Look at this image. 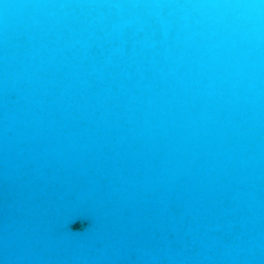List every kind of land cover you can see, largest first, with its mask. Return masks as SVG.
I'll use <instances>...</instances> for the list:
<instances>
[{"label": "water", "instance_id": "1", "mask_svg": "<svg viewBox=\"0 0 264 264\" xmlns=\"http://www.w3.org/2000/svg\"><path fill=\"white\" fill-rule=\"evenodd\" d=\"M0 264H264V0H0Z\"/></svg>", "mask_w": 264, "mask_h": 264}]
</instances>
